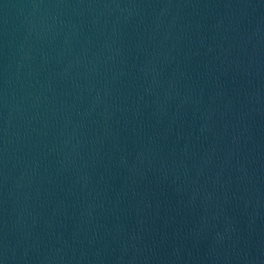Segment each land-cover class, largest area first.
<instances>
[{"label": "water", "instance_id": "1", "mask_svg": "<svg viewBox=\"0 0 264 264\" xmlns=\"http://www.w3.org/2000/svg\"><path fill=\"white\" fill-rule=\"evenodd\" d=\"M0 264H264V0H0Z\"/></svg>", "mask_w": 264, "mask_h": 264}]
</instances>
